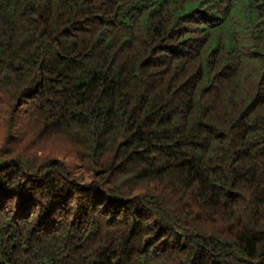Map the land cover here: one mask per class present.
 <instances>
[{
  "label": "trees",
  "instance_id": "1",
  "mask_svg": "<svg viewBox=\"0 0 264 264\" xmlns=\"http://www.w3.org/2000/svg\"><path fill=\"white\" fill-rule=\"evenodd\" d=\"M0 264H264V0H0Z\"/></svg>",
  "mask_w": 264,
  "mask_h": 264
},
{
  "label": "rangeland",
  "instance_id": "2",
  "mask_svg": "<svg viewBox=\"0 0 264 264\" xmlns=\"http://www.w3.org/2000/svg\"><path fill=\"white\" fill-rule=\"evenodd\" d=\"M84 178H85V180H87L88 179V176L86 177V176H84Z\"/></svg>",
  "mask_w": 264,
  "mask_h": 264
}]
</instances>
